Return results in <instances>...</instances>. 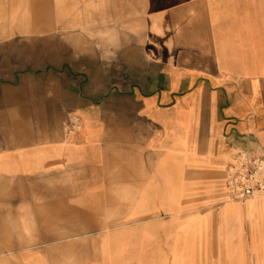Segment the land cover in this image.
<instances>
[{
    "label": "crops",
    "instance_id": "crops-1",
    "mask_svg": "<svg viewBox=\"0 0 264 264\" xmlns=\"http://www.w3.org/2000/svg\"><path fill=\"white\" fill-rule=\"evenodd\" d=\"M107 1L87 31L119 41L57 39L56 0H0V225L34 232L0 256L60 264L42 246L84 241L55 254L82 264L190 222L195 256L252 240L264 264V194L226 197L237 151L264 148V0Z\"/></svg>",
    "mask_w": 264,
    "mask_h": 264
},
{
    "label": "rangeland",
    "instance_id": "rangeland-1",
    "mask_svg": "<svg viewBox=\"0 0 264 264\" xmlns=\"http://www.w3.org/2000/svg\"><path fill=\"white\" fill-rule=\"evenodd\" d=\"M108 3L109 2L107 0H56L55 35L57 36V39L64 40L69 35L68 33H70L71 40L77 41L84 39L97 40L98 36L104 37L105 41H119L121 39V36H123L122 33L105 32L104 34H98L96 32L87 31L97 24L98 19L100 20V18L97 17V14L103 12H101V10L98 11L97 8L99 6L105 8ZM104 13H107L106 8L104 10ZM102 15L103 14H100V16ZM111 18L112 16L104 14L103 19L106 24L109 23V20H111ZM50 36L53 37L54 34H42L41 39L48 40ZM68 52L70 54L71 52H79V49L68 50ZM226 197L228 196L226 195ZM46 226L47 228L53 230V225ZM19 227L20 230H18V232H15V235H20V238L28 240L22 239V241L19 238V241L14 242L13 240L8 239L7 237L11 236V234L8 232V229H6L5 226L0 225V253L2 247H15L17 244L22 246H25L27 244L32 245V237L34 234L33 226L26 224ZM181 228L183 229V231L179 233H176L175 231L168 236L162 235L160 239L157 238V235L154 233L146 234V236H144L145 240H143L142 242L139 241V244L137 246L134 244L128 245V243L124 239L115 242L112 239L111 235L106 236L111 231H109L108 233L106 232V237L104 238V240H100L99 244L95 246V248L99 249L100 254H105V256L82 258L81 263L83 264L94 259H98L99 262H101V260L105 259L106 261L104 262L108 264H261L259 259H257L256 257L257 250L255 246L252 247V242H255L252 240L250 241L251 247L249 249L243 248L242 251H238V257H225L223 250H221L220 245L218 244L215 256L212 255L205 259L203 258V256L199 258L195 256L193 251L191 223L185 222L184 226ZM2 229L4 233L2 232ZM84 243V241L75 243L69 242L68 244L59 242L55 245L47 243L49 245L46 244L47 246L44 245L42 247H51V256L49 258H46L49 259V263H52L53 261L54 263L60 264H79L80 262H78V260L80 258H75L72 256L56 257L55 254L59 253L58 250L60 248L68 250V253H70L76 248H80L81 246L84 247ZM254 244H256V242ZM238 250H240V247ZM108 254L110 255L108 256ZM113 254H116V256H113ZM0 264H19V261L16 256H0Z\"/></svg>",
    "mask_w": 264,
    "mask_h": 264
},
{
    "label": "built area",
    "instance_id": "built-area-1",
    "mask_svg": "<svg viewBox=\"0 0 264 264\" xmlns=\"http://www.w3.org/2000/svg\"><path fill=\"white\" fill-rule=\"evenodd\" d=\"M228 199H244L264 194V148L241 149L228 166Z\"/></svg>",
    "mask_w": 264,
    "mask_h": 264
},
{
    "label": "bare ground",
    "instance_id": "bare-ground-1",
    "mask_svg": "<svg viewBox=\"0 0 264 264\" xmlns=\"http://www.w3.org/2000/svg\"><path fill=\"white\" fill-rule=\"evenodd\" d=\"M261 196H263V195H261ZM261 196H260V197H261ZM254 197H256V195H255ZM250 198H253V197H250Z\"/></svg>",
    "mask_w": 264,
    "mask_h": 264
}]
</instances>
